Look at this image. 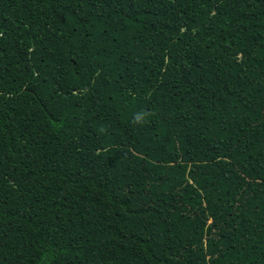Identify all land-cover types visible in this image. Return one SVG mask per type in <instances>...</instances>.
<instances>
[{
	"label": "trees",
	"instance_id": "16d2710c",
	"mask_svg": "<svg viewBox=\"0 0 264 264\" xmlns=\"http://www.w3.org/2000/svg\"><path fill=\"white\" fill-rule=\"evenodd\" d=\"M0 264H264V0H0Z\"/></svg>",
	"mask_w": 264,
	"mask_h": 264
},
{
	"label": "clouds",
	"instance_id": "9594fccd",
	"mask_svg": "<svg viewBox=\"0 0 264 264\" xmlns=\"http://www.w3.org/2000/svg\"><path fill=\"white\" fill-rule=\"evenodd\" d=\"M137 119H139V117H137Z\"/></svg>",
	"mask_w": 264,
	"mask_h": 264
}]
</instances>
